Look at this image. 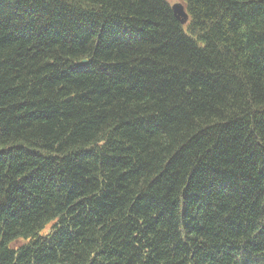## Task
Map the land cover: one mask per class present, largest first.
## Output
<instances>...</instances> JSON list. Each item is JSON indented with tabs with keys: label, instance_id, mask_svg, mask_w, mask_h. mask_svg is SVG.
<instances>
[{
	"label": "trees",
	"instance_id": "trees-1",
	"mask_svg": "<svg viewBox=\"0 0 264 264\" xmlns=\"http://www.w3.org/2000/svg\"><path fill=\"white\" fill-rule=\"evenodd\" d=\"M183 3L0 0V264H264V0Z\"/></svg>",
	"mask_w": 264,
	"mask_h": 264
},
{
	"label": "water",
	"instance_id": "water-1",
	"mask_svg": "<svg viewBox=\"0 0 264 264\" xmlns=\"http://www.w3.org/2000/svg\"><path fill=\"white\" fill-rule=\"evenodd\" d=\"M172 10L176 18L182 23L185 24L189 20V15L186 11V8L183 3H176L172 5Z\"/></svg>",
	"mask_w": 264,
	"mask_h": 264
},
{
	"label": "rangeland",
	"instance_id": "rangeland-1",
	"mask_svg": "<svg viewBox=\"0 0 264 264\" xmlns=\"http://www.w3.org/2000/svg\"><path fill=\"white\" fill-rule=\"evenodd\" d=\"M171 4L183 3V0H168ZM47 232V231H45Z\"/></svg>",
	"mask_w": 264,
	"mask_h": 264
}]
</instances>
